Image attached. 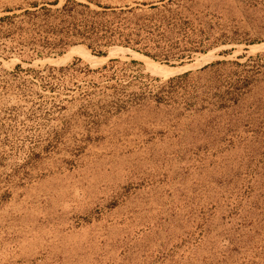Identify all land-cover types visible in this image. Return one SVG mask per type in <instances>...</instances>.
I'll list each match as a JSON object with an SVG mask.
<instances>
[{"label":"rangeland","instance_id":"obj_1","mask_svg":"<svg viewBox=\"0 0 264 264\" xmlns=\"http://www.w3.org/2000/svg\"><path fill=\"white\" fill-rule=\"evenodd\" d=\"M0 264H264V0H0Z\"/></svg>","mask_w":264,"mask_h":264},{"label":"bare ground","instance_id":"obj_2","mask_svg":"<svg viewBox=\"0 0 264 264\" xmlns=\"http://www.w3.org/2000/svg\"><path fill=\"white\" fill-rule=\"evenodd\" d=\"M89 62L92 64L98 63L99 61L93 60V59H89Z\"/></svg>","mask_w":264,"mask_h":264}]
</instances>
